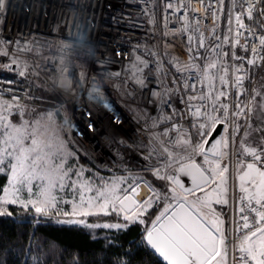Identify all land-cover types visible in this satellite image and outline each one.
<instances>
[{"label": "snow or ice", "instance_id": "1", "mask_svg": "<svg viewBox=\"0 0 264 264\" xmlns=\"http://www.w3.org/2000/svg\"><path fill=\"white\" fill-rule=\"evenodd\" d=\"M9 7V0H0V15ZM222 16L225 26L218 31ZM171 17L178 27L168 28ZM162 19V45L129 67L134 85L148 90L157 106V116L148 117L158 131L148 141L144 170L161 182L159 188L142 176L85 175L89 170L74 167L78 157L59 132L43 118H26L21 100L31 97L5 87L0 217H11L9 206H19L45 218L71 217L57 222L89 229L141 227L136 250L122 252L116 264H134L141 253L155 257V264L161 258L164 264H264V0H229L226 13L224 0H165ZM209 19L211 27L204 24ZM150 22L155 24L154 11ZM177 40L187 59L169 51ZM11 43L0 41V56L8 60L0 70L20 79H6V85L27 83L43 70L58 73L53 87L71 89L62 58L50 61L60 67L41 69L23 58L32 55L31 47L16 42L13 52ZM93 93L111 108L99 88ZM101 215L117 222H87Z\"/></svg>", "mask_w": 264, "mask_h": 264}, {"label": "built area", "instance_id": "2", "mask_svg": "<svg viewBox=\"0 0 264 264\" xmlns=\"http://www.w3.org/2000/svg\"><path fill=\"white\" fill-rule=\"evenodd\" d=\"M224 3L226 13L229 0ZM9 4L6 14L0 15V41L13 42L8 45L9 51H16L18 45L31 47L32 55L25 54L23 58L29 63L35 60L41 69L60 67L50 61L62 58L70 81L74 64L86 65L89 71L79 87L72 84L67 90L53 87L52 80L58 76L54 71L42 70L37 77L63 98L74 146L97 170L116 174L144 170L148 141L152 132L158 131L151 128L148 117L157 116V106L148 90L134 85L129 67L136 57L147 59L148 49L155 51L154 46L162 45L165 0H9ZM153 11L155 24L150 22ZM204 24L211 27V19ZM224 26L222 16L217 30ZM173 27H178L175 17L168 24L169 29ZM64 44L70 47L62 50ZM169 51L187 59L179 40ZM7 62L0 56V64ZM6 79L20 78L0 70V89L13 87L17 95H30L29 78L18 86L6 85ZM93 87L100 89L110 109L96 100L94 93L90 96ZM4 99L10 97L5 95ZM149 163H155V157Z\"/></svg>", "mask_w": 264, "mask_h": 264}, {"label": "trees", "instance_id": "3", "mask_svg": "<svg viewBox=\"0 0 264 264\" xmlns=\"http://www.w3.org/2000/svg\"><path fill=\"white\" fill-rule=\"evenodd\" d=\"M173 55V54H172ZM31 85L29 86L30 92ZM35 93H40L36 91ZM42 94L54 97V94ZM136 168L133 163L129 164ZM143 169V168H142ZM151 184L159 188L160 183L149 172ZM0 178V185L4 183ZM11 217H0V264H116L122 252L138 244L141 227L110 233L108 238L95 237L79 225H66L52 220L37 219L10 208ZM155 257L141 253L134 264H155ZM161 264L164 262L161 259Z\"/></svg>", "mask_w": 264, "mask_h": 264}, {"label": "rangeland", "instance_id": "4", "mask_svg": "<svg viewBox=\"0 0 264 264\" xmlns=\"http://www.w3.org/2000/svg\"><path fill=\"white\" fill-rule=\"evenodd\" d=\"M74 65L75 66L72 67L73 72L70 77L71 83L74 86L79 87L86 79L89 71L87 68H85L86 65L84 66L83 64L80 63ZM66 73H68V71ZM81 74H83V76H81ZM262 75H264V73H262ZM29 79L31 81V88L29 95L31 99H26V101L23 103L28 106L26 118L30 120L43 118L42 119L43 124H47L51 128L55 129L57 132H59L60 136L66 141V143L69 144V149L71 151H74L76 156L78 157V163H74V167H79L82 165L85 169L89 170L88 172L85 173V175H91V173H98L100 176H104V177L112 175L113 173L102 172L94 168V166L86 160V158L79 152V150L72 143L68 133V128L70 125V117L68 111L64 107L63 98L58 93L54 92L51 88H49L40 78H37L35 76H30ZM38 90L40 91L41 94L35 93ZM43 92L47 94H54V97L46 96L42 94ZM49 113L52 114L50 121L48 120ZM65 120L68 121L67 125H65ZM70 163H72V161H70ZM143 171L144 170L135 169L129 173H121V175L142 176L145 177L150 183H152L151 178H149V176H146L143 173ZM0 195H2V192H0ZM63 198L70 199L71 197L69 195V196H64ZM61 207L64 210H70V205H61ZM10 208L21 210L22 214L35 217L37 219L52 220L54 222H57L58 219L59 220L71 219V217H62V216L61 217L52 216L49 218H45V217L37 216V214H35L34 211H32L31 209L23 210L19 206H9V209ZM87 222L90 224L103 225L106 222L116 223L117 219L115 216L105 217L101 215L99 217H88ZM60 224H65V223H60ZM66 225H70V224H66ZM79 226L84 227L83 225H79ZM86 229L90 231L95 237H103V238H108L110 236V233L115 231V229H105L103 227L94 228V229L86 228Z\"/></svg>", "mask_w": 264, "mask_h": 264}, {"label": "water", "instance_id": "5", "mask_svg": "<svg viewBox=\"0 0 264 264\" xmlns=\"http://www.w3.org/2000/svg\"><path fill=\"white\" fill-rule=\"evenodd\" d=\"M182 180H184L186 186L190 183V181L186 177H182Z\"/></svg>", "mask_w": 264, "mask_h": 264}, {"label": "bare ground", "instance_id": "6", "mask_svg": "<svg viewBox=\"0 0 264 264\" xmlns=\"http://www.w3.org/2000/svg\"><path fill=\"white\" fill-rule=\"evenodd\" d=\"M14 15H15V18H14V20H17V19L19 18V15H18V13H16V12H15V14H14ZM12 19H13V18H10V20H12ZM79 72H80V71H79Z\"/></svg>", "mask_w": 264, "mask_h": 264}]
</instances>
